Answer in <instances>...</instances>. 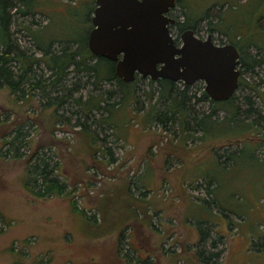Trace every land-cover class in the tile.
Returning a JSON list of instances; mask_svg holds the SVG:
<instances>
[{
	"label": "rangeland",
	"instance_id": "374dc122",
	"mask_svg": "<svg viewBox=\"0 0 264 264\" xmlns=\"http://www.w3.org/2000/svg\"><path fill=\"white\" fill-rule=\"evenodd\" d=\"M62 1H68L70 5L69 0ZM89 1L71 3L81 9ZM178 1L171 12L177 22L185 17L181 3L190 6L188 15L192 19L204 16L213 3H225L228 12L239 18V22L253 19V5L248 3L254 0ZM235 3L248 5L242 9L240 6L229 7ZM68 8L60 11L54 5L51 12H70ZM220 10L213 13L218 16L222 13ZM36 17L34 23L32 17L16 14L12 34L22 49L36 51L27 29L29 24L44 23L43 15ZM64 18L71 19L69 16ZM227 19L230 21V16ZM63 22L64 19L59 18L54 24L56 35L72 29V23ZM260 23L259 28L264 30V19ZM233 26L236 27L235 23ZM197 28L202 39L211 35L216 44L229 43L224 33L209 32L207 21L199 22ZM172 32L178 36L176 26L172 27ZM239 40L243 41L242 38ZM257 43L249 48V53L264 56V34L259 35ZM241 71L249 83L257 85L259 97L255 99L264 114V85L257 84L264 77V61L255 72L242 68ZM139 78L141 76L134 81L132 91H136L143 101L145 110L138 112L135 102L113 96L109 101L116 103L114 113L118 111V115L98 111L85 117L66 112L61 106L57 112L60 119L54 114L53 107L41 103L45 100L38 90L18 100L8 88L0 89V264H131L135 262L136 252L142 257L151 256L154 264H203L196 259L194 251L200 223L215 225L217 233L224 237V243L218 246L225 250L220 264H264V122L257 125L258 128L247 129L245 126L244 130L231 133L222 140L215 137L219 128L211 124L206 134H202L184 131L173 124L149 123L145 112L148 109L147 91L152 92L150 78ZM76 81L78 78L72 74L71 86ZM83 81L80 84L79 80L74 92L82 93L85 99L97 91L104 93L114 88L108 83L95 88L92 82L95 78L86 74ZM176 85L182 87L180 82ZM246 90L256 94L251 88ZM189 104L196 114H206L203 111H207L208 104H198L196 99ZM160 110L165 111V106ZM85 119L89 126L87 131L96 136L93 142L96 153L87 144L88 135L82 132L81 123ZM243 120L252 122L247 117ZM22 125H27L24 138L27 137L28 144L23 155L15 159L8 153L6 142ZM234 128L238 130L242 125ZM211 129L216 133L210 132ZM42 147H50L46 150L50 154L53 152L61 164V178L70 184V189L75 191V200L88 213L91 231L94 234L110 233L88 236L85 233L88 224L74 213L70 198H38L28 189L27 159L34 150ZM110 149L117 158L116 163L110 162ZM217 152L222 153L221 163ZM227 159L231 161L227 162ZM206 179L214 183V198L207 196ZM107 195H111V202H106ZM205 197L213 200L203 202ZM112 208L111 223H102L104 214L108 216ZM118 225L120 227L116 229ZM120 230L125 236L121 244L118 243ZM212 237H218V234L213 232ZM182 250V257L176 261L174 253ZM126 252L132 254V261L124 257ZM185 258L191 261L183 260Z\"/></svg>",
	"mask_w": 264,
	"mask_h": 264
},
{
	"label": "trees",
	"instance_id": "16d2710c",
	"mask_svg": "<svg viewBox=\"0 0 264 264\" xmlns=\"http://www.w3.org/2000/svg\"><path fill=\"white\" fill-rule=\"evenodd\" d=\"M69 1L70 5H68V1L65 3L62 0H0V89L8 88L18 100H22L35 90H38L43 100H45L41 103H47L44 106L53 107L54 114L60 119L61 116L57 112L61 106H64L66 112L84 115L85 117L98 111L105 112L103 114L111 113L118 115V111L114 113L116 103L109 101L113 96L114 98L120 97V99L131 100L135 102L136 111H144L146 107L143 101H140L141 99H139L136 91H132V86L135 85L134 83L138 78L135 82H125L116 74L115 62L95 56L89 48V33L93 29L92 14L96 8V0L86 2L81 9L71 3L78 0ZM248 4L253 5L251 7V10H254L252 11L254 12L253 19L249 22H239V18L232 17L228 12L229 8L225 3H213L210 10L204 16L196 17V19H192L188 15L190 13L189 10H191L190 6L188 5V7L186 4L181 3L182 8H184L185 17L183 21L175 23L172 27L176 26L178 31L177 37L179 38L181 33L189 28L198 33L197 24L207 21L209 32L220 31L224 33L228 36V42L238 47L241 54V68L244 71L255 72L256 68L263 64L264 56L252 55L249 53V48L258 45L257 39L259 35L264 34V30L259 28L260 21L264 19V0H254ZM248 4L235 3L229 7L238 8L240 6L239 9H242ZM54 5H57L60 11H66L70 7V12L59 14L54 10L53 13L51 9H54ZM214 6H218L217 9H214ZM226 6L227 8L222 12V8ZM60 7L63 8L60 9ZM218 8L221 9L219 12H222L220 14L217 13L219 19L213 13ZM11 10L15 11L11 12ZM82 10L85 11L84 14L81 13ZM16 14H21L24 17L30 16L33 18L34 23L37 14L44 16V23L29 24L27 26L28 37L33 41L36 51L32 50L33 48L22 49L21 45L13 38L12 27L15 24ZM64 16H69L71 18L70 21L64 18ZM228 16H230V21H227ZM59 18L64 19L63 24H73L72 29L68 31V35H66L68 32L63 31L60 35L54 33V24ZM234 23L236 27L233 26ZM249 23L251 25H248ZM244 30H247L246 33ZM239 38H242L243 41L241 42ZM37 54L40 56H37ZM72 74L75 78H78V81L71 86L69 80ZM84 74L89 78H95V81H92L95 84V88H98L99 84L103 83L111 84L114 88L107 89L104 93H97V91L89 99H85L82 93L78 91L74 92L79 86V80L80 84L84 82ZM139 79L143 80L144 78L141 77ZM149 82L152 92L150 90L147 91L148 109L145 112L149 123L150 121H157V123L163 126L173 124L184 131L193 130L195 133L203 132L202 134H206V130L210 129L209 124H211L219 128L215 137L226 139L231 133H238L244 130L245 126H248L247 129L255 128L264 122V114L258 105V101L255 99L259 97L257 95L259 94L256 89L257 85L249 83L243 76L240 79L236 95L227 101H214L210 99L204 90L202 82H197L194 85H186L180 82L182 87L176 85L177 82L169 79H150ZM259 82L257 84L262 83L264 85V77H261ZM196 87L199 89H196ZM247 87L255 91L256 94L247 93ZM198 93L201 96H198ZM261 95L263 98V93ZM193 99H196L198 104H208L207 111H203L206 114L201 116L195 113L194 107L189 104ZM161 106H165L166 110L162 112L160 110ZM93 116L97 115L94 114ZM242 116L250 118L252 122L246 123ZM104 123H106V119ZM238 124H241L242 128L237 130L234 126ZM81 125L82 128L84 127L82 132L88 135V146L96 153L97 148L93 145L96 136L87 131L89 130V126L86 123V119ZM111 125L115 127L113 122H111ZM26 126L17 127L14 130L12 139L6 142L9 145L8 153H12V157L15 159H17L16 157H21L24 152L23 149L27 147V137L24 138ZM112 126L110 127L113 129L112 134L115 135L116 132ZM210 132L216 133L213 129ZM46 148L50 149V147L37 148L27 159L29 164L28 178L26 180L28 189L38 198H70L74 213L77 216H82L86 224H88V227L85 229V233L88 236L98 237L105 235L107 232L110 233V231H103L102 234H97L94 231V234L91 231L88 213L75 200V191L70 189V184L61 178V176L63 177L61 164L55 159L53 152L50 154ZM101 150L103 149L101 148ZM110 155V162L116 163L117 158L114 157L111 149ZM217 155L221 163L222 153L219 154L217 152ZM229 159H227V162L231 161ZM231 159L233 160V156ZM206 180L209 185L207 187V196L214 198V183L211 179ZM210 185L213 186L210 187ZM105 197L106 202H111V195ZM213 198L205 197L203 198V202H208L213 200ZM104 207H106V203ZM132 208L134 209L133 206H131ZM112 211L113 208L110 210L108 216L104 214V221L102 223H111L110 217ZM135 215L137 216V214ZM214 226H206L202 223L198 226L200 235L194 251L196 259L203 264H220V260L225 252V250H220L218 247L219 244L224 243V237L220 233H217ZM119 227V225L116 226V229ZM96 231L99 232V228L96 227ZM213 232L218 234V237H212ZM112 236L116 235L112 233ZM124 237V231L120 230L118 234L119 244H121ZM183 237L186 239L185 236ZM120 247L122 248L121 245ZM121 248H119L120 252ZM132 250L136 252L134 249ZM174 254L176 261H178L183 255V250ZM124 257L130 259V261L134 258L129 252H126ZM183 260L191 261L190 258ZM130 263L154 264L151 256L142 257L137 252L135 262Z\"/></svg>",
	"mask_w": 264,
	"mask_h": 264
},
{
	"label": "water",
	"instance_id": "95a60500",
	"mask_svg": "<svg viewBox=\"0 0 264 264\" xmlns=\"http://www.w3.org/2000/svg\"><path fill=\"white\" fill-rule=\"evenodd\" d=\"M178 0H96L89 48L116 63V74L125 82L138 76L169 79L193 85L202 82L215 101H227L238 91L241 54L233 43L216 44L193 29L180 37L172 32L171 16Z\"/></svg>",
	"mask_w": 264,
	"mask_h": 264
},
{
	"label": "flooded vegetation",
	"instance_id": "af4514ba",
	"mask_svg": "<svg viewBox=\"0 0 264 264\" xmlns=\"http://www.w3.org/2000/svg\"><path fill=\"white\" fill-rule=\"evenodd\" d=\"M171 15V14H170ZM172 16V15H171ZM197 33V32H196ZM197 34H199V32L197 33ZM200 36V35H199Z\"/></svg>",
	"mask_w": 264,
	"mask_h": 264
},
{
	"label": "bare ground",
	"instance_id": "6f19581e",
	"mask_svg": "<svg viewBox=\"0 0 264 264\" xmlns=\"http://www.w3.org/2000/svg\"><path fill=\"white\" fill-rule=\"evenodd\" d=\"M209 96V95H208ZM210 98V97H209ZM211 99V98H210ZM213 100V99H212ZM215 101V100H214Z\"/></svg>",
	"mask_w": 264,
	"mask_h": 264
}]
</instances>
